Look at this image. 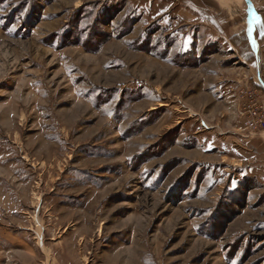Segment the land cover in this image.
Instances as JSON below:
<instances>
[{
  "label": "rangeland",
  "instance_id": "rangeland-1",
  "mask_svg": "<svg viewBox=\"0 0 264 264\" xmlns=\"http://www.w3.org/2000/svg\"><path fill=\"white\" fill-rule=\"evenodd\" d=\"M262 32L264 0H0V264H264Z\"/></svg>",
  "mask_w": 264,
  "mask_h": 264
},
{
  "label": "built area",
  "instance_id": "built-area-1",
  "mask_svg": "<svg viewBox=\"0 0 264 264\" xmlns=\"http://www.w3.org/2000/svg\"><path fill=\"white\" fill-rule=\"evenodd\" d=\"M246 130L249 134L245 135L244 137H249L252 133L256 131H263L264 130V115L259 112L252 111L250 119L246 124Z\"/></svg>",
  "mask_w": 264,
  "mask_h": 264
},
{
  "label": "snow or ice",
  "instance_id": "snow-or-ice-1",
  "mask_svg": "<svg viewBox=\"0 0 264 264\" xmlns=\"http://www.w3.org/2000/svg\"><path fill=\"white\" fill-rule=\"evenodd\" d=\"M254 21L255 22H259V18L258 17H254ZM261 35L264 36V32H262Z\"/></svg>",
  "mask_w": 264,
  "mask_h": 264
},
{
  "label": "crops",
  "instance_id": "crops-1",
  "mask_svg": "<svg viewBox=\"0 0 264 264\" xmlns=\"http://www.w3.org/2000/svg\"><path fill=\"white\" fill-rule=\"evenodd\" d=\"M256 81H257V84H258V82H260V79H259V76L258 77H256ZM203 128H205V127H207V126H205V125H201Z\"/></svg>",
  "mask_w": 264,
  "mask_h": 264
}]
</instances>
